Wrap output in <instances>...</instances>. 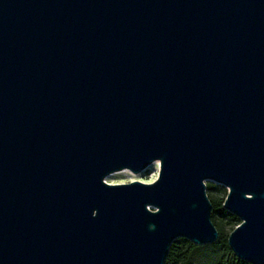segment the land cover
Segmentation results:
<instances>
[{
    "label": "water",
    "instance_id": "95a60500",
    "mask_svg": "<svg viewBox=\"0 0 264 264\" xmlns=\"http://www.w3.org/2000/svg\"><path fill=\"white\" fill-rule=\"evenodd\" d=\"M206 181L264 264V0H0V264H165Z\"/></svg>",
    "mask_w": 264,
    "mask_h": 264
},
{
    "label": "rangeland",
    "instance_id": "374dc122",
    "mask_svg": "<svg viewBox=\"0 0 264 264\" xmlns=\"http://www.w3.org/2000/svg\"><path fill=\"white\" fill-rule=\"evenodd\" d=\"M160 168V163L156 162L152 164L147 170L141 173L136 174L130 170H123L120 172L112 173L111 175L106 177L105 181L108 184L112 185L129 184L136 181L149 184L155 182L159 178ZM206 186L207 195L210 201L217 200L222 201L223 203L225 202L229 193V189L226 186L213 181H206ZM213 223L218 231L226 237H229V235L237 227L230 225L228 219L222 218L220 216L217 217L213 221ZM239 223H241L240 220ZM214 245L215 243L205 246H197L198 249L195 250L193 256L194 264H216L223 257V253Z\"/></svg>",
    "mask_w": 264,
    "mask_h": 264
},
{
    "label": "trees",
    "instance_id": "16d2710c",
    "mask_svg": "<svg viewBox=\"0 0 264 264\" xmlns=\"http://www.w3.org/2000/svg\"><path fill=\"white\" fill-rule=\"evenodd\" d=\"M213 205L212 220L217 217H222L229 220L230 225H240L239 220L234 215L230 214L223 208L224 203L222 201L211 200ZM228 238L219 232V239L215 243V247L219 248L223 253V257L216 264H249L242 260H239L228 245ZM197 246L192 244L186 239L176 240L171 248L165 264H194L193 256Z\"/></svg>",
    "mask_w": 264,
    "mask_h": 264
},
{
    "label": "bare ground",
    "instance_id": "6f19581e",
    "mask_svg": "<svg viewBox=\"0 0 264 264\" xmlns=\"http://www.w3.org/2000/svg\"><path fill=\"white\" fill-rule=\"evenodd\" d=\"M120 174H122V173H120Z\"/></svg>",
    "mask_w": 264,
    "mask_h": 264
}]
</instances>
